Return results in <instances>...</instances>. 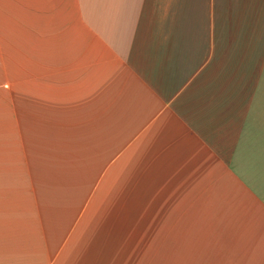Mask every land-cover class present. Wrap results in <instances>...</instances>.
<instances>
[{
	"label": "crops",
	"instance_id": "0c3cea01",
	"mask_svg": "<svg viewBox=\"0 0 264 264\" xmlns=\"http://www.w3.org/2000/svg\"><path fill=\"white\" fill-rule=\"evenodd\" d=\"M0 264H264V0H0Z\"/></svg>",
	"mask_w": 264,
	"mask_h": 264
}]
</instances>
